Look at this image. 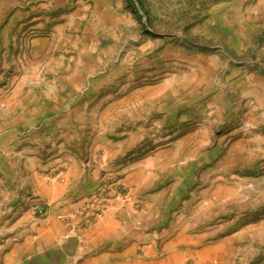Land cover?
I'll use <instances>...</instances> for the list:
<instances>
[{
	"label": "rangeland",
	"instance_id": "obj_1",
	"mask_svg": "<svg viewBox=\"0 0 264 264\" xmlns=\"http://www.w3.org/2000/svg\"><path fill=\"white\" fill-rule=\"evenodd\" d=\"M30 58L79 68L76 87L57 99L56 116L82 110L97 125L104 117L108 129H143L118 158L94 142L95 126L75 138L72 149L97 189L107 173L124 168L125 179L134 161L176 153L158 185L173 189L176 210L188 215L177 228L180 264H264V143L238 141L244 130L233 131L237 117L215 109L234 103L238 76L264 71V0H0V101ZM39 97L0 112V189L13 197L0 205V230L29 208L33 193L8 180L25 175L16 171L5 123ZM52 142L41 143L43 159Z\"/></svg>",
	"mask_w": 264,
	"mask_h": 264
},
{
	"label": "crops",
	"instance_id": "obj_2",
	"mask_svg": "<svg viewBox=\"0 0 264 264\" xmlns=\"http://www.w3.org/2000/svg\"><path fill=\"white\" fill-rule=\"evenodd\" d=\"M36 45L32 43L30 53ZM62 66L66 72L59 74ZM78 73L76 64L65 65L62 61L52 67L41 59H27L18 65L10 92L0 101V112H10L22 98L40 94L35 106L22 109L5 123L11 127V142L16 147V171L19 168L25 175L22 182L10 177L8 180L11 184L17 182L15 188L30 185L33 193L24 203L29 208L19 210L8 221L10 224L1 226L0 264H180L183 250L179 238L183 231L177 228L183 227L188 215L185 210H176L174 190L158 185L159 171L171 165L175 152L161 150L151 159L134 161L130 173L122 178L127 194L122 191L102 205L96 204L102 216L85 227L79 225L82 211L91 204L97 187L95 178L83 168L76 148L72 149L75 138L79 139L82 129L95 126L94 142L110 158H118L144 132L124 126L120 130L117 123L108 129L104 117L97 125L82 110H76L74 116H56L57 99L76 87ZM231 97L234 103L230 107L217 104L215 109L237 117L233 131L244 130L237 140L264 143V71L238 76ZM33 126L41 129L34 131ZM48 141H53L48 149L52 153L43 159L39 147ZM2 171L6 176L7 170ZM121 172L124 175V168ZM12 198L9 191L0 189V205L10 203ZM36 203L46 207L45 215L35 216ZM164 221L170 225L157 229ZM160 237L164 240L158 252Z\"/></svg>",
	"mask_w": 264,
	"mask_h": 264
},
{
	"label": "built area",
	"instance_id": "obj_3",
	"mask_svg": "<svg viewBox=\"0 0 264 264\" xmlns=\"http://www.w3.org/2000/svg\"><path fill=\"white\" fill-rule=\"evenodd\" d=\"M122 176L123 173L117 170L112 171L111 173H107L104 176L103 181L100 183L97 191L94 194V197L92 198V200H90L91 204L85 206L84 210L82 211L79 221L80 226L85 227L95 222L102 216V210L101 208H98L96 204L102 205L110 197L115 194H119L124 190L122 184ZM33 209L38 216H43L46 213V207L40 203L34 204Z\"/></svg>",
	"mask_w": 264,
	"mask_h": 264
}]
</instances>
